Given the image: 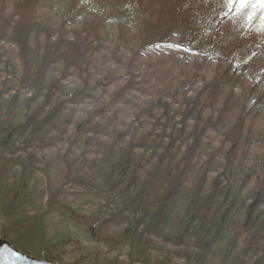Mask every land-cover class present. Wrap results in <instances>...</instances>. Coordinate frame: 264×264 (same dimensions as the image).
Listing matches in <instances>:
<instances>
[{
  "label": "trees",
  "instance_id": "16d2710c",
  "mask_svg": "<svg viewBox=\"0 0 264 264\" xmlns=\"http://www.w3.org/2000/svg\"><path fill=\"white\" fill-rule=\"evenodd\" d=\"M59 1L0 0L4 239L56 264H264V7Z\"/></svg>",
  "mask_w": 264,
  "mask_h": 264
},
{
  "label": "rangeland",
  "instance_id": "374dc122",
  "mask_svg": "<svg viewBox=\"0 0 264 264\" xmlns=\"http://www.w3.org/2000/svg\"><path fill=\"white\" fill-rule=\"evenodd\" d=\"M59 1V0H58ZM202 1V6H203V8H206L207 7V5L208 6H210L211 4H213V3H216V2H220L221 3V0H201ZM225 1H228V4H229V6H230V8L232 7V5H235L236 6V8L237 9H242V8H246V4L245 3H243V2H241V0H225ZM54 2H55V0H54ZM60 2V1H59ZM97 2H99L98 0H97ZM123 2H125V6H131V5H133L134 4V1L132 0L130 3H128L129 2V0H128V2H127V0H123ZM50 3H52V2H50ZM100 3H102V2H100ZM100 3H99V5H100ZM176 3H178V2H176ZM49 4V3H48ZM57 4H59V3H57ZM50 5H53V4H50ZM252 5V7H248V8H246L245 10H246V12H247V16H245V18L244 19H247V17L249 18L250 16H252V15H254V13H256L258 10H259V8H261L262 6H260V5H258V4H251ZM49 8H53V7H51V6H48ZM98 7V6H97ZM44 10H45V8H44ZM148 11V10H147ZM147 11H144V12H142V10H141V12L139 13V15H137L136 14V11L135 10H132L131 9V13L132 14H135L136 16H139L140 18H143V19H146L147 17V19H149L150 17H151V15H150V13H147ZM238 13H240V14H245L244 13V11H237ZM150 15V16H149ZM242 17H244V16H242ZM186 23H190V19L186 16V17H184V19H183ZM40 26H42L41 24H40ZM50 26H52V23H44V27L47 29L48 27H50ZM262 30H261V28H259L257 31H256V36H257V34L259 33V32H261ZM150 52H151V50H149ZM146 54H148V53H146ZM98 68H99V66H98ZM166 74L164 73V72H161L158 76H157V78H159V80L161 81V83H159L158 84V86H161V85H163L164 83H165V79H166ZM99 79V83L97 84V87H100V88H102V89H104L105 87V85L107 84V80L104 78V73L103 72H101V75H100V77L98 78ZM63 94V96H65L66 95V93L65 92H63L62 93ZM30 96H32V93L31 92H29L28 94H27V97H30ZM50 219H51V217H50ZM2 219L0 218V226H1V223H2ZM3 227V226H2ZM26 231H24L23 233V235L24 236H26V233H25ZM6 234H7V238L8 239H6L8 242L10 241V239H12V236H11V234L9 233V232H6ZM28 237V236H27ZM27 239V238H26ZM25 240V239H24ZM27 241H28V239H27ZM29 242V241H28ZM64 256H63V259H64V263H67L68 261L69 262H71V263H74V258H73V256H72V247L70 246V247H65V249H64ZM78 263H79V260H78ZM77 263V264H78Z\"/></svg>",
  "mask_w": 264,
  "mask_h": 264
},
{
  "label": "water",
  "instance_id": "95a60500",
  "mask_svg": "<svg viewBox=\"0 0 264 264\" xmlns=\"http://www.w3.org/2000/svg\"><path fill=\"white\" fill-rule=\"evenodd\" d=\"M1 230V226H0ZM0 264H56L47 258H37L14 248L0 234Z\"/></svg>",
  "mask_w": 264,
  "mask_h": 264
},
{
  "label": "snow or ice",
  "instance_id": "6c2138e0",
  "mask_svg": "<svg viewBox=\"0 0 264 264\" xmlns=\"http://www.w3.org/2000/svg\"><path fill=\"white\" fill-rule=\"evenodd\" d=\"M241 2L247 4H258L262 7H264V0H241Z\"/></svg>",
  "mask_w": 264,
  "mask_h": 264
},
{
  "label": "bare ground",
  "instance_id": "6f19581e",
  "mask_svg": "<svg viewBox=\"0 0 264 264\" xmlns=\"http://www.w3.org/2000/svg\"><path fill=\"white\" fill-rule=\"evenodd\" d=\"M90 6L92 7V5H90ZM169 11H170V10L167 8L166 11H165V13H167V12H169ZM12 44H13V43H12ZM13 45H14L15 47H17V44H13ZM0 234H1V237L4 238V237H3V234H2V228H1V230H0Z\"/></svg>",
  "mask_w": 264,
  "mask_h": 264
}]
</instances>
